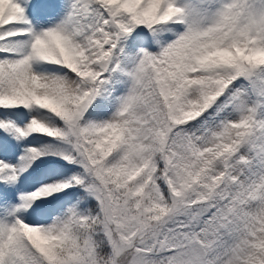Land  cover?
<instances>
[{"label": "snow or ice", "instance_id": "1", "mask_svg": "<svg viewBox=\"0 0 264 264\" xmlns=\"http://www.w3.org/2000/svg\"><path fill=\"white\" fill-rule=\"evenodd\" d=\"M0 264H264V0H0Z\"/></svg>", "mask_w": 264, "mask_h": 264}]
</instances>
